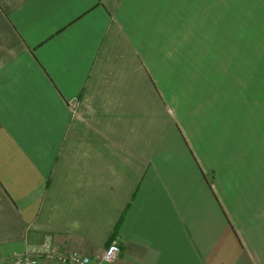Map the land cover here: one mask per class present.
Wrapping results in <instances>:
<instances>
[{"label": "crops", "instance_id": "0c3cea01", "mask_svg": "<svg viewBox=\"0 0 264 264\" xmlns=\"http://www.w3.org/2000/svg\"><path fill=\"white\" fill-rule=\"evenodd\" d=\"M113 240L264 264V0H0V264Z\"/></svg>", "mask_w": 264, "mask_h": 264}, {"label": "built area", "instance_id": "2783aa9c", "mask_svg": "<svg viewBox=\"0 0 264 264\" xmlns=\"http://www.w3.org/2000/svg\"><path fill=\"white\" fill-rule=\"evenodd\" d=\"M120 254V245L117 240H113L102 256L92 258L79 253L63 254L53 251L49 245L42 249L30 248L24 253L17 254L12 264H40V258L57 264H114Z\"/></svg>", "mask_w": 264, "mask_h": 264}, {"label": "rangeland", "instance_id": "374dc122", "mask_svg": "<svg viewBox=\"0 0 264 264\" xmlns=\"http://www.w3.org/2000/svg\"><path fill=\"white\" fill-rule=\"evenodd\" d=\"M241 85L242 84H239V87ZM239 87H238V89H239ZM185 102H186L185 98H182L181 100L177 101V103L181 104L178 108H177L176 103L174 104V102H171V104H172V107L175 108L176 111H177V115H178V117L180 119V122H181V124H182V126H183V128H184V130H185V132L187 134L188 139H192L193 138L192 133H195L197 128H196V125H195L196 123L194 125H189L186 122V118H185V115L183 113V107H182V105H184L187 108V105L185 104ZM222 107H224V104H222ZM222 114H223V111H221V113L218 115L219 116L218 118H220V121L222 120V118H221V116H223ZM201 130H200V133L202 134ZM202 137H203V135H202ZM209 147L207 146V143H206L205 147L203 148V152H204V156H205V162L204 163H205V167H206L205 169H206L207 173L209 174L208 180L209 181H213L214 180V183H215L216 178H215V176L214 177L212 176L214 174H211V173L208 172L209 171L208 170L209 169V162L213 161L212 150L210 149L211 147L210 148ZM207 161H209V162H207ZM219 189H220V192H221L220 196H221L222 202H224L228 206V208L230 210V213L235 217L236 221L235 220L234 221L237 224V227L241 231L244 232V221L247 220L246 219V215L247 214L245 213L244 209L241 206H239V209L237 208L238 209L237 211L233 210L230 207L229 200L226 198L224 192L221 190L222 188L220 187ZM235 201H238V200L236 199ZM233 204H234L235 207H237V204L235 202H233ZM245 204L247 205V208H248L249 204L246 203V202H245ZM254 206H255V204H253L252 207H254ZM240 220H241V223H240Z\"/></svg>", "mask_w": 264, "mask_h": 264}]
</instances>
